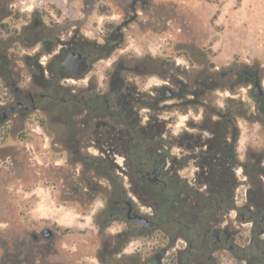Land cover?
Masks as SVG:
<instances>
[{"label":"rangeland","instance_id":"374dc122","mask_svg":"<svg viewBox=\"0 0 264 264\" xmlns=\"http://www.w3.org/2000/svg\"><path fill=\"white\" fill-rule=\"evenodd\" d=\"M33 19L38 23L35 35L28 29ZM109 24L121 29L125 41L119 48L124 52L116 50L111 59L98 61L84 80L68 77L64 88L31 84L30 72L35 68L26 58L36 49L45 50L46 41L57 43L77 30L91 41H103ZM48 52H43L42 61H48ZM149 52L159 54L163 62L173 60L178 80L189 87L184 99L165 101H174V108L169 104L160 112L166 127L162 147L167 151L166 166L174 165V146L180 154L176 133L196 135L201 132L191 122L205 126L208 120H218L215 109H237V153L249 172L239 167L238 179L227 181V187L229 183L235 186L234 201L244 213L251 206L260 219L264 112L259 110L250 78L243 73L239 76L245 69L258 71L264 90V0H0V65L7 62L19 85L46 94L31 119L15 118L0 129V264H156L153 257L162 249L170 253L161 264H174V170L165 179L167 185L146 177L137 184L134 177H139V170L154 165L152 161L132 162L141 160L144 152L132 156V148L115 149L104 157L102 149L92 147L84 149L85 155L99 159L86 163L75 162L58 145L62 98L81 87L88 89L89 79L103 85L116 57L128 53L130 63L135 58L130 54ZM208 82L211 88L206 95L194 99V92ZM174 88L179 90L180 83ZM188 166L191 170L182 168L181 177L188 173L189 180H181L178 189L191 202L203 204L208 189L192 176L198 164ZM250 199L261 208L252 206ZM118 200H130L144 212L156 213L157 226L120 243L127 248L126 254L123 249L121 253L127 256L109 257L103 254L105 241H116L125 223L119 219L101 227L98 215ZM237 213L232 210L225 220L233 230L242 226L240 242L248 248L255 220L243 218L241 222ZM128 226L133 228L131 223ZM257 239L256 252L250 257L264 264V233ZM224 263L235 264V260L226 253Z\"/></svg>","mask_w":264,"mask_h":264},{"label":"flooded vegetation","instance_id":"af4514ba","mask_svg":"<svg viewBox=\"0 0 264 264\" xmlns=\"http://www.w3.org/2000/svg\"><path fill=\"white\" fill-rule=\"evenodd\" d=\"M37 25V21L33 19L28 27L33 31V35L38 33ZM107 29L103 41H91L84 38L78 30L71 37H63L57 43L46 41L45 50L36 49L33 55H28L26 58V61L35 68L34 72H30L31 84L44 86L48 83L50 86H57L58 89L64 88L66 86L64 81L68 77L74 76L84 80L83 77L88 75L98 61L111 59L116 50L124 52L123 48H119L125 41L121 29L112 24H109ZM39 38L36 40L39 41ZM36 40L33 41V45ZM44 51H49L46 62L41 60L45 56ZM126 55L128 53L112 60L103 85L100 86L96 81L92 82L89 79L88 89L81 87L79 90L71 91L69 97L62 98L63 109L58 116L62 129L58 145L64 149L65 153H70L75 162L86 163L99 159L98 157H92V159L85 155L84 149L92 147L102 149L104 157H108L110 151L115 149L120 152V149L132 148V156L138 151L144 152L141 160L132 162L147 164L152 161L154 165L151 169L139 170V177H134L137 184L140 182L138 180L146 177L152 182L167 185L168 182L165 179L174 170V180L177 183L174 186V246H172L174 264H225L226 253L232 256L235 264H242L243 261L245 264H259L257 259L250 257L253 252L251 255L243 254V249L246 247L240 242L242 226H237L233 230L225 220L234 209L236 213L238 212L237 216L241 222L246 217L242 213V205L234 201L235 186L231 185L229 193L225 186L226 180L236 181L238 173L242 172L239 168L242 166V160L237 153L235 140L237 136L240 137L237 128L240 122L237 109L227 110L226 107L215 109L218 115L216 119L222 121L217 128L225 131L219 137L224 135L226 137L217 143V147L211 146L210 139L217 134L216 129L210 128V120L205 126L191 122L199 127L198 131L201 132L196 135L183 133L178 136L176 133L175 143L181 146L180 154L176 152L177 147L174 146V165L168 167L166 166L168 160L164 156L167 151L162 149L166 127L160 112L169 104L174 108V101L171 103L165 101L174 98L184 99L189 87L178 80L177 72H174L177 70L173 60L168 59L163 62L159 54L149 52L141 53L139 56L130 54L135 58L128 63ZM16 77L9 69L7 62L0 65V129L3 123L15 118L22 122L31 119V116L41 109L46 97L45 93L29 88L28 85H19L14 80ZM164 77L167 80H163ZM248 77L253 91L260 98H264L259 76L255 74ZM177 83L181 85L179 90L174 88ZM210 88L211 84L206 83L203 90L194 92L193 98L206 95ZM4 89L7 90L4 92L6 97H3ZM194 99L190 101H195ZM257 103L260 106L263 100ZM260 107L259 110L262 109V106ZM147 148H149L148 151ZM139 149H145V151ZM128 158L130 156L126 160ZM194 162L198 164L192 172L195 181L201 182L205 179L220 181V186L213 188L214 203H211L210 198L203 204L191 202L190 196L183 197V193L178 189L181 180H189L188 173L186 177H181V169L186 168L189 172L191 167L188 165ZM206 188L210 196V185ZM227 193L230 201L228 205L226 204ZM171 198L172 195L166 200ZM111 204L110 209L104 208L100 211L98 225L107 227L110 221L119 219L125 225L117 232L116 241L106 239L103 254L109 257L127 256L121 253L123 249V253L126 254L127 248L119 244L129 241V237L137 234L138 231L143 233L155 228L157 222L153 216L156 213L144 212L130 200L126 203L118 200ZM249 208L253 209L251 206ZM228 209L229 212H226ZM136 216L150 219L152 225L142 227L135 224L130 218ZM128 223L133 225L132 229ZM256 227L257 221H253L249 249L253 243V235L257 231ZM45 234L48 236L51 233ZM169 253V249H162L154 255L153 260L156 264H161L162 261H166V255Z\"/></svg>","mask_w":264,"mask_h":264},{"label":"trees","instance_id":"16d2710c","mask_svg":"<svg viewBox=\"0 0 264 264\" xmlns=\"http://www.w3.org/2000/svg\"><path fill=\"white\" fill-rule=\"evenodd\" d=\"M242 73L244 74V75H247V76H254L255 74H257L258 76H259V73H258V71H254V70H252V69H245V70H243V71H241V73H240V78H242ZM259 79H260V77H259ZM254 95H255V97H256V101L258 102L259 100L262 102V100H263V103H261L260 104V106H262V109H260L262 112H264V98H260L259 97V95H257L255 92H254ZM259 106V105H258ZM259 106V108H261ZM210 123V128L211 129H213V130H215L216 129V136H214V137H212L211 139H210V142H211V146H216L217 147V143L220 141V140H223L224 138H226L225 137V135L224 136H220L219 137V135L220 134H224L225 133V131L223 130V129H218L217 128V126L218 125H220L221 123H222V121H220V120H217V121H210L209 122ZM227 123V122H226ZM238 128V130H239V127H237ZM240 134V130H239V133H238V135ZM238 139H239V136H237L236 138H235V140L236 141H238ZM241 165L244 167V170H245V172L246 173H248L249 171H248V164H246V163H244L243 161L241 162ZM218 166H221V165H219L218 164ZM110 178V176L108 175V179ZM227 181H230V180H226L225 181V186H226V189H227V192L229 193V188L231 187V185H232V183H229V187H227ZM233 181H235V180H233ZM202 182H204L205 183V185L206 186H209L210 185V196L207 194V196H206V198H207V200H208V198H210L211 200V203H214L215 201H214V197H215V194H214V190H213V188L214 187H219L220 186V181L219 180H216V181H213V180H211V179H205V180H203ZM177 183H176V180H174V186L176 185ZM227 193V196H226V200L229 198V194ZM250 202H251V204H252V206H255L257 209H259V208H261V205H259L256 201H253L252 199H250ZM250 206H248L247 208H246V213H244L243 211H242V213L243 214H245L246 215V217L245 218H248V221H252V220H255V221H257V227H256V232H255V234L253 235V243H252V245H251V247H250V249L249 248H244L243 249V254L244 255H251L252 254V252L253 251H255V248H257V246H258V243H257V237H258V235L259 234H262V233H264L263 231L262 232H260L261 230H262V222L264 221V208H261L260 210L263 212L262 213V216L260 217V219L256 216V218H255V214L253 213V211L252 210H250V208H249ZM251 248H252V250H251Z\"/></svg>","mask_w":264,"mask_h":264},{"label":"water","instance_id":"95a60500","mask_svg":"<svg viewBox=\"0 0 264 264\" xmlns=\"http://www.w3.org/2000/svg\"><path fill=\"white\" fill-rule=\"evenodd\" d=\"M131 221H133L135 224L140 225L142 227H149L152 225V221L148 218H145L143 216H136V217H131ZM48 233V231H47Z\"/></svg>","mask_w":264,"mask_h":264}]
</instances>
